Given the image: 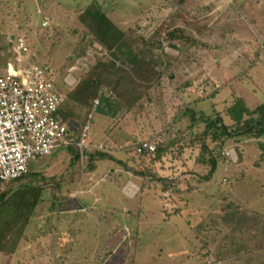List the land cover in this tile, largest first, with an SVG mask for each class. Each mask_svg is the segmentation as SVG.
<instances>
[{
	"label": "rangeland",
	"instance_id": "374dc122",
	"mask_svg": "<svg viewBox=\"0 0 264 264\" xmlns=\"http://www.w3.org/2000/svg\"><path fill=\"white\" fill-rule=\"evenodd\" d=\"M93 1L133 48L155 58L163 77L157 98L135 115L124 109L108 116L105 104L91 113L90 140L116 143L95 174L85 172L86 159L73 164L68 147L32 164L30 173L41 172L51 188L27 239L14 255L0 254V264H244L232 257V238L255 220L263 224L264 136L235 128L224 141L222 123L214 125L233 126L227 112L237 100L250 110L264 104V0H0V74L21 57L48 70L66 96L100 61L118 65L120 56L88 43L78 21ZM175 29L184 38L168 41ZM18 38L29 53L18 52ZM190 105L198 115H215L208 132L218 142L204 123L186 131L192 117L179 116ZM180 135L161 160L124 151ZM202 148L217 158L214 174ZM159 178L173 190L164 192ZM130 182L135 196L125 190Z\"/></svg>",
	"mask_w": 264,
	"mask_h": 264
},
{
	"label": "trees",
	"instance_id": "16d2710c",
	"mask_svg": "<svg viewBox=\"0 0 264 264\" xmlns=\"http://www.w3.org/2000/svg\"><path fill=\"white\" fill-rule=\"evenodd\" d=\"M78 21L86 30V36L90 37L88 43H97L108 53H117L120 60L118 65H114L113 68L100 61L71 92L64 96L65 101L58 112V115L62 116V121L65 123L67 119L74 118L77 114L80 123L79 132H81L84 126L91 122L88 121L91 113L104 104L108 116H117L124 109L135 115L143 108L145 109L147 105L152 104L155 97L157 98L156 95L163 78L162 73L157 69L156 62H154L155 58L149 60L140 51L133 48L127 39V33L118 28L96 1L85 8L83 13L78 16ZM166 37L168 41H175L183 39L184 35L181 30L175 29L169 32ZM187 41L190 40L187 39ZM193 44L198 45V42L193 41ZM171 77H173L172 74ZM96 102H99L97 107L95 106ZM191 106H187L179 116V120H186L188 116L192 117L191 125L187 127L186 131H192L200 123H204L207 128L206 135L218 142V137L208 131H215L214 126L220 128L222 123V129L226 133L222 134L224 141L233 135L228 133V130L232 131L235 128L237 131L251 134L258 139L264 136V104L250 110L242 100H237L227 112L233 121V126L230 128L222 121H217L213 126V116L215 117V115L207 116L203 112L198 115ZM183 134L185 133L183 132ZM194 135L189 137V141L201 140V133L196 134L195 139L192 138ZM183 137L180 135L169 144L159 143L154 152L156 157L161 160L176 142H181L184 139ZM139 143L125 148L127 154L131 155L133 159L138 156L136 147ZM69 148L73 156L72 163L81 162L79 149L76 146ZM205 153L210 156L211 174H214L217 158L208 148H202L201 156L203 157ZM104 159H112V154L89 151L86 156L88 168L85 172H95L98 168L97 163ZM82 166L79 167V172L83 173L84 167ZM125 168L127 169V166ZM160 180L165 185L164 192L173 190L174 183L172 184L168 179ZM50 182L41 173L31 174L29 169V172L22 178L1 184L7 189H0V254L14 255L22 241L27 239L26 230L32 219L38 217L37 209L43 200V194L51 188ZM262 219L263 224L255 220L252 224L240 228L232 238L234 253L232 257L243 259L244 264H264V216ZM123 251L125 252L124 249ZM122 259L126 263L129 256L122 255ZM129 264H134V261H130Z\"/></svg>",
	"mask_w": 264,
	"mask_h": 264
},
{
	"label": "built area",
	"instance_id": "2783aa9c",
	"mask_svg": "<svg viewBox=\"0 0 264 264\" xmlns=\"http://www.w3.org/2000/svg\"><path fill=\"white\" fill-rule=\"evenodd\" d=\"M16 42L19 53H29L24 38ZM47 71L20 57L17 66L0 74V185L22 178L32 163L49 157L59 147L76 146L82 164L91 150L90 122L79 132L62 121L58 112L65 97ZM71 80L72 75L66 80L70 87L74 85ZM156 148L146 140L138 144L136 153L153 154ZM98 149L112 153L109 143ZM125 190L135 196L138 188L130 182Z\"/></svg>",
	"mask_w": 264,
	"mask_h": 264
},
{
	"label": "crops",
	"instance_id": "0c3cea01",
	"mask_svg": "<svg viewBox=\"0 0 264 264\" xmlns=\"http://www.w3.org/2000/svg\"><path fill=\"white\" fill-rule=\"evenodd\" d=\"M65 96V95H64ZM98 105H99V102H98ZM118 116V115H117ZM60 118L62 119V116L60 115ZM110 122H112V120H110ZM66 123L68 124V126L70 127V128H72V129H77L78 131H79V129H80V123H79V121H78V119H77V114H75V117L74 118H71V119H69V121L67 122L66 121ZM112 130L113 128H107V130L106 131H108V130ZM111 142V143H110ZM103 142H100L99 144H94L92 141H91V144H92V147H91V150L90 151H97L96 149H98V146L100 145V144H102ZM108 143L110 144V146H112L113 145V148H115L114 147V145L116 144L113 140L112 141H109L108 140ZM135 144V143H134ZM117 147H119L118 145H117ZM117 150H120L121 151V147H119V149L118 148H116ZM124 149V148H123ZM126 149H124V151H125ZM114 152V151H113ZM112 152V153H113ZM111 153V154H112ZM126 154H127V150H126ZM128 155V154H127ZM45 159V158H44ZM35 163V162H34ZM33 164V163H32ZM32 164H31V166H30V171H31V168H32ZM98 164H100V162H98L97 163V165ZM99 169V167L97 168V170ZM96 170V171H97ZM42 171V170H41ZM95 171V172H96ZM95 172H93V174H95ZM41 173V172H40ZM92 174V173H91ZM40 218V216H38V217H36V218H34V219H32V221H31V223H30V225L32 224L33 225V223H35V221H37L38 219ZM42 225H45L44 223H41V226Z\"/></svg>",
	"mask_w": 264,
	"mask_h": 264
}]
</instances>
